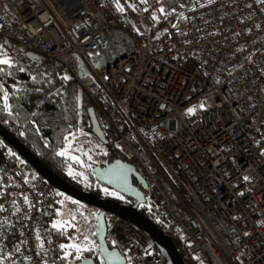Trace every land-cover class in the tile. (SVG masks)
Listing matches in <instances>:
<instances>
[{
    "label": "built area",
    "instance_id": "1",
    "mask_svg": "<svg viewBox=\"0 0 264 264\" xmlns=\"http://www.w3.org/2000/svg\"><path fill=\"white\" fill-rule=\"evenodd\" d=\"M109 28L134 43L100 63ZM0 35L80 84L185 264H264V0H0ZM2 155L0 264H69L48 225L53 187ZM104 224L109 247L165 263L131 222Z\"/></svg>",
    "mask_w": 264,
    "mask_h": 264
},
{
    "label": "trees",
    "instance_id": "2",
    "mask_svg": "<svg viewBox=\"0 0 264 264\" xmlns=\"http://www.w3.org/2000/svg\"><path fill=\"white\" fill-rule=\"evenodd\" d=\"M178 1L183 0H166V4L173 6ZM133 43V38L126 31L109 28L107 41L101 47L98 58L103 57L104 62L114 60L129 51ZM0 54V58L6 56L10 61V64H0V86L3 88V92H0V124L52 172L59 175L72 168L68 157L58 153L67 144L69 135L79 126L91 132L87 108L93 106L106 143L100 142L102 150L95 149L87 157H83L81 170L76 167V179L84 181L85 189L98 194L102 184L93 177L91 167L95 164L102 166L117 158L126 160L113 144L115 133L103 119L99 108L76 80L60 77L61 66L52 58L39 53H35V57L22 54L14 43L6 42L1 35ZM5 94L8 107H5ZM3 150L9 152L15 160L20 158V155L4 142L0 145V162ZM99 156L102 159L100 157L98 160ZM25 165L36 178L41 177L28 163ZM53 190L54 201L48 220L55 214L53 211L61 197L59 191L54 188ZM142 190L145 196V190ZM105 196L115 198L111 195ZM145 198V203L140 204V213L154 221L184 254L185 244L178 239L171 225H165L157 219L156 203L151 198ZM50 230L55 254L58 260L64 262L66 257L62 252H67L68 248H61L60 245H69L68 240L63 232H57L52 227ZM96 256V251L83 252L79 259L93 257L97 260Z\"/></svg>",
    "mask_w": 264,
    "mask_h": 264
},
{
    "label": "water",
    "instance_id": "3",
    "mask_svg": "<svg viewBox=\"0 0 264 264\" xmlns=\"http://www.w3.org/2000/svg\"><path fill=\"white\" fill-rule=\"evenodd\" d=\"M25 55L35 57L33 52H26ZM0 92L3 88L0 86ZM88 118L90 121L91 132L102 142L106 143L103 131L96 117L93 106L87 108ZM0 137L10 147H12L26 163H28L44 180L50 185L71 199L76 200L89 207L95 208L98 212L95 216L96 221V243L97 257L103 264H125L126 257L119 249L109 247L105 239L104 216L106 214L115 215L131 222L138 227L153 243L156 249L160 251L164 257V264H185L184 255L177 248L176 244L154 221L146 215L140 213L137 209L139 204L145 202V196L142 191L144 189V180L140 173L127 161L122 159H114L104 165H95L92 168L95 180L110 188L116 194L131 198L134 203L130 204L119 199L100 196L91 191L79 190L60 176L52 172L37 157H35L26 147H24L14 136L7 132L0 124ZM135 179L141 186L139 188L132 183ZM69 264H98L93 257H85L76 260L72 258Z\"/></svg>",
    "mask_w": 264,
    "mask_h": 264
},
{
    "label": "rangeland",
    "instance_id": "4",
    "mask_svg": "<svg viewBox=\"0 0 264 264\" xmlns=\"http://www.w3.org/2000/svg\"><path fill=\"white\" fill-rule=\"evenodd\" d=\"M3 58L4 57L0 59ZM104 60L105 59L103 57L95 59V61H99L100 63L104 62ZM95 149L102 150V144L100 143L99 139L92 132H87L81 126H79L76 131L69 135L67 144L63 149L60 150V152L64 151V155L76 154V160L78 164L83 166V157H87L91 151ZM16 161L21 164L24 160L20 157L17 158ZM92 168L93 167H91V171ZM106 189L110 190V195L113 197L116 196L113 193V190L110 188ZM145 197L149 198L146 193ZM53 212H55V214L49 218L48 225L53 228L52 225L54 222H61L63 227L60 229L54 228V230L64 233L68 240L67 244L79 245L81 249V251L78 253L76 249L68 248V255L66 259L77 258V256L80 257L83 252H94V250L97 249L95 216L97 215L98 211L95 208L74 201L73 199L61 194V197L58 200V206L55 207ZM86 237L87 239H85ZM65 252L66 251L62 252L63 256H65ZM125 257L127 258L126 264H132L131 256L126 254Z\"/></svg>",
    "mask_w": 264,
    "mask_h": 264
},
{
    "label": "flooded vegetation",
    "instance_id": "5",
    "mask_svg": "<svg viewBox=\"0 0 264 264\" xmlns=\"http://www.w3.org/2000/svg\"><path fill=\"white\" fill-rule=\"evenodd\" d=\"M102 129V128H101ZM103 131V129H102ZM104 134V132H103ZM105 137V136H104ZM100 141V140H99ZM101 142V141H100ZM104 144V143H103ZM76 152V151H75ZM68 157V159L70 160V164L72 166V168H68L65 172H61L58 176H60L64 181H66L68 184H70L71 186L79 189V190H83V191H86L87 189H85V183L83 180H78L76 179V167L79 168L81 170L82 166L76 164V159H73V157H76V154H71V155H66ZM101 156L98 157V160L100 159ZM102 159V157H101ZM95 162V161H94ZM26 164V163H25ZM105 164V163H104ZM98 165H101V164H98ZM55 173V172H54ZM56 174V173H55ZM132 183L133 184H136V186H138L139 188H141L140 184L135 180V179H132ZM100 188V191L97 195H100V196H105V195H110L109 194V191L108 187H105L103 185L99 186ZM55 189V188H54ZM142 189V188H141ZM58 191V190H57ZM89 191V190H87ZM108 191V192H107ZM143 191V190H142ZM113 192V191H112ZM61 193V192H60ZM116 196L115 199H119L121 201H124V202H127V203H134V200H132L131 198H128V197H124L120 194H116L115 192H113ZM62 194V193H61ZM64 195V194H63ZM112 196V195H111ZM113 197V196H112ZM70 198V197H69ZM74 200V199H73ZM76 201V200H74ZM137 209L139 212H141V207H140V204L137 206ZM97 261V260H96ZM99 264V262H98Z\"/></svg>",
    "mask_w": 264,
    "mask_h": 264
},
{
    "label": "snow or ice",
    "instance_id": "6",
    "mask_svg": "<svg viewBox=\"0 0 264 264\" xmlns=\"http://www.w3.org/2000/svg\"><path fill=\"white\" fill-rule=\"evenodd\" d=\"M208 2L211 3L212 0H208ZM120 10L123 11L122 8H120ZM160 11L163 12V11H164L163 8H161ZM153 18L155 19L156 17L154 16ZM0 55H2V54H0ZM0 64H10V61H9V59L5 56L3 59H0ZM64 79H69V77L65 76ZM4 99H5V107H8V105H7V94H5ZM200 107H204V106H203V105H200ZM194 111H195V109H188V112H189V113H192V112H194ZM64 154H65L64 151L58 153V155H64ZM73 159H76V157H73ZM245 179H248V178L245 177ZM25 201L27 202V197H25ZM52 226H53V228L60 229V228L63 227V224H62L61 222L57 221V222H54ZM69 226H71V225H69ZM38 238H39V237H38ZM85 239H87V237H86ZM60 247H61V248H74V249H76V251H77L78 253L81 251L80 246H79V245H76V244H69V245L61 244ZM18 250H19V249H17V251H18ZM84 250H87V249H84ZM67 255H68V253L65 252V257H67ZM77 259H79V256H77Z\"/></svg>",
    "mask_w": 264,
    "mask_h": 264
},
{
    "label": "crops",
    "instance_id": "7",
    "mask_svg": "<svg viewBox=\"0 0 264 264\" xmlns=\"http://www.w3.org/2000/svg\"><path fill=\"white\" fill-rule=\"evenodd\" d=\"M96 251V249L94 250V252ZM81 256V255H80ZM97 257V256H96ZM97 259V263L99 262V264H103L102 261L99 260V257L96 258ZM127 260V258H126ZM138 259H136V257L131 256V263L132 264H139V262L137 261ZM126 264V263H125Z\"/></svg>",
    "mask_w": 264,
    "mask_h": 264
},
{
    "label": "bare ground",
    "instance_id": "8",
    "mask_svg": "<svg viewBox=\"0 0 264 264\" xmlns=\"http://www.w3.org/2000/svg\"><path fill=\"white\" fill-rule=\"evenodd\" d=\"M34 54L36 53V52H33ZM21 157V156H20ZM22 158V157H21ZM14 159V158H13ZM24 160V159H23ZM125 161H127V160H125ZM128 162V161H127ZM23 163H26L25 161H23ZM129 163V162H128ZM131 164V163H130ZM132 165V164H131ZM133 166V165H132ZM134 167V166H133ZM135 168V167H134ZM136 169V168H135ZM137 170V169H136ZM138 171V170H137ZM139 172V171H138ZM140 173V172H139ZM141 175V174H140ZM142 176V175H141ZM143 178V177H142ZM144 180V179H143ZM50 184V183H49ZM104 186V185H103ZM144 190H145V182H144ZM87 191V190H86ZM94 193V192H93ZM144 193V192H143ZM145 193H146V191H145ZM96 194V193H95ZM147 194V193H146ZM150 198V197H149ZM146 199V198H145ZM146 201V200H145ZM145 203V202H144Z\"/></svg>",
    "mask_w": 264,
    "mask_h": 264
}]
</instances>
